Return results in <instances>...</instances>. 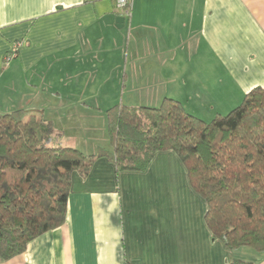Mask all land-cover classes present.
Segmentation results:
<instances>
[{
  "label": "crops",
  "instance_id": "crops-1",
  "mask_svg": "<svg viewBox=\"0 0 264 264\" xmlns=\"http://www.w3.org/2000/svg\"><path fill=\"white\" fill-rule=\"evenodd\" d=\"M119 16L115 0H0L1 110L43 114L55 144L91 154L113 106L172 98L211 120L264 87V0H133ZM206 211L174 151L140 172L101 157L73 173L64 224L0 264H264L214 239Z\"/></svg>",
  "mask_w": 264,
  "mask_h": 264
},
{
  "label": "trees",
  "instance_id": "trees-1",
  "mask_svg": "<svg viewBox=\"0 0 264 264\" xmlns=\"http://www.w3.org/2000/svg\"><path fill=\"white\" fill-rule=\"evenodd\" d=\"M107 122L112 148L87 154L55 144L54 125L43 114L0 108V261L64 224L74 172L88 175L101 157L117 172L145 171L166 150L179 156L206 202L213 238L229 251L264 253V87L211 120L165 98L158 106H113Z\"/></svg>",
  "mask_w": 264,
  "mask_h": 264
},
{
  "label": "rangeland",
  "instance_id": "rangeland-1",
  "mask_svg": "<svg viewBox=\"0 0 264 264\" xmlns=\"http://www.w3.org/2000/svg\"><path fill=\"white\" fill-rule=\"evenodd\" d=\"M148 106H156V105H148ZM102 121H103V118H102V116H99V115H97V116L94 117V119H93V122L96 123V124H95V130H93V132H94V133L96 132V135H97V138H96L95 142H97V143L101 142V143H99V144H105L104 146L108 147V146H109V143H108L107 129H106V125H105V126H102ZM83 126H84V125H82V129H83ZM92 128H93V127H92ZM104 132H105L106 137L103 136V135H104ZM104 138H105V141H104ZM104 142H105V143H104ZM100 147H101V148H106V147H103V146L100 145V146L97 148V150H98Z\"/></svg>",
  "mask_w": 264,
  "mask_h": 264
},
{
  "label": "built area",
  "instance_id": "built-area-1",
  "mask_svg": "<svg viewBox=\"0 0 264 264\" xmlns=\"http://www.w3.org/2000/svg\"><path fill=\"white\" fill-rule=\"evenodd\" d=\"M116 6L123 12L124 16H131L133 0H115Z\"/></svg>",
  "mask_w": 264,
  "mask_h": 264
},
{
  "label": "water",
  "instance_id": "water-1",
  "mask_svg": "<svg viewBox=\"0 0 264 264\" xmlns=\"http://www.w3.org/2000/svg\"><path fill=\"white\" fill-rule=\"evenodd\" d=\"M117 21L120 23V25H118V26L121 27L122 24H123L124 21H125V17H124V16H119V17L117 18Z\"/></svg>",
  "mask_w": 264,
  "mask_h": 264
}]
</instances>
